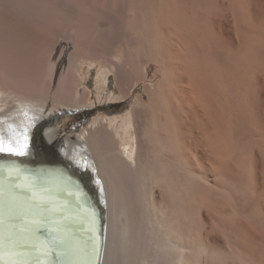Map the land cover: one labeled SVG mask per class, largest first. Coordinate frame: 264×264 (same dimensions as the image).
Here are the masks:
<instances>
[{
  "label": "bare ground",
  "instance_id": "1",
  "mask_svg": "<svg viewBox=\"0 0 264 264\" xmlns=\"http://www.w3.org/2000/svg\"><path fill=\"white\" fill-rule=\"evenodd\" d=\"M128 1L80 51L62 26L0 0V166L18 169L0 177V264H49L35 231L46 220L72 245L69 264L82 252V225L57 211L77 207L75 193L37 192L31 204L24 187L35 183L24 174L13 185L22 165L10 159L58 167L84 187L99 215V264H264V0ZM85 65L99 66V100L126 103L141 83L144 92L126 112L56 137L60 110L93 103ZM53 176L41 187L66 185Z\"/></svg>",
  "mask_w": 264,
  "mask_h": 264
},
{
  "label": "water",
  "instance_id": "2",
  "mask_svg": "<svg viewBox=\"0 0 264 264\" xmlns=\"http://www.w3.org/2000/svg\"><path fill=\"white\" fill-rule=\"evenodd\" d=\"M11 163L18 167L22 165V169L26 170L29 174L35 176L38 179V184H42L40 181H44V183L47 182L48 178H51V175L56 176L57 179H59V177L60 179H63V183L65 182L66 184L64 187H24L25 194L29 199L28 202L34 204L37 200H39L36 198L37 192H41L42 194L46 195L47 198L50 196L49 194H52L55 197L56 193V198H54L55 200L65 201L69 199L68 202L72 201L73 199L71 193H75L77 196L76 198H78L77 200H79V208L77 206L66 209V206H64L57 210L60 211L59 218L62 220L65 219L64 221H66V223H72L76 227H78V225H82L83 227L79 228L80 233L75 235L79 236L78 240L82 245L80 248V251L82 252L79 254V264H99L102 248V236L99 232L98 226L99 215L98 211L93 206L92 199L87 195L84 187H80V183L78 181L70 177L68 173L58 167H38L33 169L31 166H29V164L23 165L17 161H11ZM59 184L63 185L62 182H59ZM70 184L74 185L75 187H69L71 186ZM54 199L51 200L54 201ZM6 201L7 203L10 202L9 200ZM11 210H15V207H13ZM35 228L37 236L43 241L45 249L47 250L49 264H69L70 262L68 254L69 251L72 250V245L69 247L67 243H64L62 236L58 231V226L50 220H46L43 223L35 226ZM73 241H75V239H73ZM24 246L25 244L22 242L18 244V248L21 250H23ZM14 254L20 257L24 256L22 253L18 254V252H14ZM36 261L38 264H41V260L39 258ZM36 261L34 264H37Z\"/></svg>",
  "mask_w": 264,
  "mask_h": 264
},
{
  "label": "rangeland",
  "instance_id": "3",
  "mask_svg": "<svg viewBox=\"0 0 264 264\" xmlns=\"http://www.w3.org/2000/svg\"><path fill=\"white\" fill-rule=\"evenodd\" d=\"M18 1H19L18 7L26 9V12H25V10H17L18 14H21L24 12L28 13L29 11L32 12V10H33V11H36L40 15V16L38 14L35 15L39 19H43L45 22L51 21V23H53L54 27H57V26L61 27L62 26L63 27V28L61 27L62 31H64L65 33H68V34L71 33L74 35V37L76 36L75 37V43H77L76 47L80 51L83 49H86L84 46L86 44H89L90 41H92L93 37H95L93 39L95 41V39L98 36L96 34L102 33V30H104L105 26H106V28H110V26H112L114 24V23H112L113 17L112 18H108V17L110 15L112 16L113 14H114V16L118 15L119 12H117V11H118V9H121V7H122V9H121L122 11L120 10V12H123L125 9H127L128 5L126 6V4H128V2H129L128 0H115L114 3H113V0L112 1L111 0L110 1L109 0H102V1L98 0L99 2L97 0H80V1L79 0H18ZM108 1H109L110 5H109ZM85 2H86V4H84ZM103 3H105V4H103ZM77 4H79L80 6L79 5L76 6ZM86 5H87V7H86ZM91 5L93 7L95 6L94 7L95 10L93 8L92 9L90 8ZM111 5L112 6L115 5V6L112 7L111 9H109V7H111ZM83 8H84V10H82ZM88 8L91 9L92 11H90ZM101 10L102 11L104 10L103 11L104 14L102 13ZM85 11H88V14ZM89 11H90V13H89ZM98 12H100V13H98ZM101 13H102V15H101ZM108 13L110 14L109 16H108ZM80 14H82V15H80ZM89 14L90 15L95 14V15H94V17L91 16V18H90ZM105 14H107L106 15L107 19L105 18ZM96 15H97V17H96ZM98 16L101 17V19ZM89 18L91 20L93 19L92 22L94 21L95 23H98L97 21L99 19H100L99 21L102 20L101 22H103V27H101V32H100V28L97 29V27H94V26H93V28H91V26L89 24V22H90ZM95 18H96V21H95ZM95 23H94V25H96ZM94 34H95V36H94ZM18 44H19V42L18 43L16 42L14 47L19 46L18 47V49H19L21 46ZM92 46H93V44H92ZM87 49H89V47H87ZM12 50H17V48L16 49L13 48ZM84 69H85L86 74H87L86 85H87L88 89L91 91V94H92L91 95V101H93V103L91 105L82 107V108L89 107L90 109H92V115H91L92 117L87 124H89L96 117H103V116H107V115H113V114H118V113L121 114V113L126 112L131 107V105L135 99V95L143 94V92H144V86L141 83L139 85V89L135 91L134 95L126 103L125 102L120 103L118 100H110L107 98L103 99V100H99L97 89H96L99 66L90 67L89 65H85ZM155 69H156V65H152L149 68L148 73H149L151 78H152V75H153ZM112 86L115 87L114 81H112ZM110 90H112V89H110ZM117 101L119 103H117L116 105H110V103L117 102ZM54 124H57L56 121H54ZM36 257H37V255H36Z\"/></svg>",
  "mask_w": 264,
  "mask_h": 264
},
{
  "label": "flooded vegetation",
  "instance_id": "4",
  "mask_svg": "<svg viewBox=\"0 0 264 264\" xmlns=\"http://www.w3.org/2000/svg\"><path fill=\"white\" fill-rule=\"evenodd\" d=\"M91 115H92V109H90L89 107H86V108H75V109H72V110H70V109L69 110L68 109L60 110V112H58V114H57L58 117H56V120H55L57 124H59V125L61 124L60 127H59L60 131L58 130V134H57L56 137H58V135L61 138H65L67 136H75L76 134H78V132L81 130V128H84L85 125L89 122V120L92 117ZM39 139H40L39 136H37V135L34 136L33 147L36 149V151H37L38 148H42V147L44 148V146H45L44 143L41 142V139L40 140ZM46 157L48 159L46 161L51 166L52 163L54 162V159H55V153H53V151H50L48 156H45V158ZM11 161H12V159L9 160V162H11ZM2 163H3V165H1V167H0V171L2 172V174L0 175V177H2V175L3 176H7V174L12 173V172H14V173L17 172L18 169L16 171H11V169L9 168V163H6V159ZM27 164H29V166H31L33 169H35L37 167H40V165H38L34 161L33 162L32 161L27 162ZM11 166L14 169V165L11 164ZM22 168H19V172L21 171L20 172V174H21L20 178H19V175L17 176L18 178L17 177L16 178L13 177V179L11 177L9 178V179L12 180V184L13 185H15V184L19 185L22 182V180H23V179H21V176L24 175V174H27L28 175L27 180H29L31 182L34 181V183H35L34 185L35 186H40L41 187V184H38L39 183L38 179L35 176L30 175L26 170H24ZM40 168H42V167H40ZM15 181H18V182L16 183ZM40 183H41V181H40Z\"/></svg>",
  "mask_w": 264,
  "mask_h": 264
},
{
  "label": "snow or ice",
  "instance_id": "5",
  "mask_svg": "<svg viewBox=\"0 0 264 264\" xmlns=\"http://www.w3.org/2000/svg\"><path fill=\"white\" fill-rule=\"evenodd\" d=\"M3 149H0V151H2Z\"/></svg>",
  "mask_w": 264,
  "mask_h": 264
}]
</instances>
